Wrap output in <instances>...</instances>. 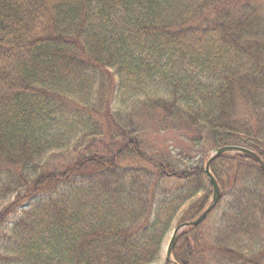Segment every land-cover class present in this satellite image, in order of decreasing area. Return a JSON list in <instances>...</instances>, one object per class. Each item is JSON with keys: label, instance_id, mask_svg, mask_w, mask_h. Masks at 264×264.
Returning a JSON list of instances; mask_svg holds the SVG:
<instances>
[{"label": "trees", "instance_id": "obj_1", "mask_svg": "<svg viewBox=\"0 0 264 264\" xmlns=\"http://www.w3.org/2000/svg\"><path fill=\"white\" fill-rule=\"evenodd\" d=\"M263 6L0 0V264H172L169 234L211 205L212 152L264 162ZM150 118L198 155L145 148ZM210 168L221 198L175 264H264V170L241 153Z\"/></svg>", "mask_w": 264, "mask_h": 264}, {"label": "rangeland", "instance_id": "obj_2", "mask_svg": "<svg viewBox=\"0 0 264 264\" xmlns=\"http://www.w3.org/2000/svg\"><path fill=\"white\" fill-rule=\"evenodd\" d=\"M264 8V6H263ZM264 10V9H263ZM240 117L246 121H252L254 118V111L249 104L240 105ZM159 120H154L152 118L148 120H143L140 122V130L144 134V138L142 142L144 143L145 148L154 147V149L164 151L169 150L172 153V156L175 157L177 160L185 161L190 158H194L198 155V147L191 143L190 138H188V144H191L190 147L193 146V149H188L185 151L184 146H187V142H185L186 134L185 132L180 129L179 127H173L172 125L168 126L166 124H159ZM162 126V127H161ZM161 127V128H160ZM177 179H169L166 180L164 183V188H171L177 184ZM26 207V204L24 208ZM212 222V218L210 217V221ZM208 226L205 227V229ZM174 229L169 234V239L166 243L164 248V255L165 251L168 247L169 241L171 236L173 235Z\"/></svg>", "mask_w": 264, "mask_h": 264}, {"label": "water", "instance_id": "obj_3", "mask_svg": "<svg viewBox=\"0 0 264 264\" xmlns=\"http://www.w3.org/2000/svg\"><path fill=\"white\" fill-rule=\"evenodd\" d=\"M225 153H241L249 157H252L260 165V167L264 170L263 160L257 154H255L253 151L249 149H246L241 146H223V147L216 148L212 152L205 166L206 176L214 190L211 205L197 219L190 221V222L182 223L177 228L174 229L173 235L171 236L168 247L165 251V258L167 262L175 264L172 253H173V248L178 240L179 234L182 233L187 228L198 227L202 223H204L207 217L209 216V214L214 210L217 203L219 202L221 198L220 186L217 180L215 179V177L213 176V174L211 173L210 167L213 161H215L217 158L221 157Z\"/></svg>", "mask_w": 264, "mask_h": 264}]
</instances>
